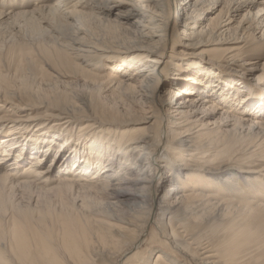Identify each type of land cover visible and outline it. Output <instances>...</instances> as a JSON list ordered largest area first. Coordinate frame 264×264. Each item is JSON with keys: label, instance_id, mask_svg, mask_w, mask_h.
<instances>
[{"label": "bare ground", "instance_id": "1", "mask_svg": "<svg viewBox=\"0 0 264 264\" xmlns=\"http://www.w3.org/2000/svg\"><path fill=\"white\" fill-rule=\"evenodd\" d=\"M49 1L9 12L0 9V28L15 24L29 28L36 39H41L36 41V47L43 58L53 61L57 69L81 74L90 84H105L121 94L138 92L141 86L148 93L150 109H156L148 112L104 109L93 98L80 94L62 96L55 90L56 93L48 94L47 104L73 113L87 112V118L83 119L91 124L72 132L70 139L75 143L71 153L69 142H63L61 148L62 151L66 148V152L48 168L41 167L45 154H31L21 173L16 171L21 153L10 152L19 139L28 137L22 132L27 126H10V121L0 117V135L4 132L6 135L0 140L5 146L0 155V264H179L176 258H169L163 252H157L155 261L150 263L156 250L142 246L146 237L148 242L154 240V231L147 236L148 227L154 223L158 235L189 263L242 264L239 256L242 245L251 241L257 245L262 239H258V228L264 226V200H260L262 194H257L258 187H264V168H254L255 162L250 161L256 139L264 143V62L240 59L249 66L253 87L245 78L225 81L219 74L210 72L209 66L201 65L206 54L201 47L208 44L211 48L208 53L226 54L237 60L244 46H250L251 52L264 48V0ZM93 10L106 11L115 17L104 20L94 12H86ZM209 13L211 16L206 19L204 16ZM85 18L103 23L108 35L114 38L119 36L118 31L129 30L121 24L123 18L127 21L135 18L133 24L137 29L134 36L129 33V37L117 38L116 45L97 42L84 25V28H80L82 24L78 26L79 19ZM62 21L70 27L75 24L74 28L85 39L65 40L55 29V23ZM23 39L14 47L18 51L16 57L20 58L21 73L36 66ZM12 53L13 50L9 52ZM109 54L127 56L121 57L119 63L106 64L107 72L101 74L100 63ZM205 58L207 64L213 61L212 57ZM197 65L201 67L196 71ZM256 71L260 74L255 76L252 73ZM139 80H142L140 84ZM223 85L230 86L231 91L228 89L226 93ZM10 86L11 82L1 75L0 111L12 99ZM172 93L184 102L170 100ZM253 96L257 97L255 101ZM185 104L193 109L207 107L231 120L232 128L221 136L235 139L229 144L233 148L237 146L248 159L244 167L236 165V157L227 160L218 153L224 149L220 150L223 139L211 133L188 141L199 132H193L199 126L186 117ZM57 114L63 112L59 110ZM137 124L145 125V131H126L125 127ZM34 126L35 134L44 133L46 126L38 123ZM107 126L105 131L103 128ZM110 127L116 128L114 133ZM122 127V131H117ZM91 139L90 144L82 147V162L73 158L74 164L66 163L80 148L78 144ZM145 150L151 157L143 164L147 171L141 181L149 193H132L140 202L130 211L120 208V212L112 215L99 211L97 201L107 199V204L114 206L113 200L121 198L116 192L108 194L111 179L124 176L127 180L135 164L134 154ZM177 162L181 164L179 167ZM57 163L60 165L55 168ZM161 184L167 187L165 191ZM49 185L52 186L46 189ZM17 189L25 191L18 198L13 194ZM32 189L52 193L55 207L47 204L41 207L39 197L33 200L29 195ZM26 192L29 194L25 195ZM89 199H96L97 203L92 205ZM24 201L27 203L22 207ZM75 204L77 209L73 210L71 205ZM77 210L81 215L75 214ZM47 216L54 218L49 226L41 220ZM33 217L38 218L39 224L30 223ZM213 250L219 258L212 254Z\"/></svg>", "mask_w": 264, "mask_h": 264}, {"label": "rangeland", "instance_id": "2", "mask_svg": "<svg viewBox=\"0 0 264 264\" xmlns=\"http://www.w3.org/2000/svg\"><path fill=\"white\" fill-rule=\"evenodd\" d=\"M23 1L22 0H0V9L4 10L6 12H9L10 10H17L18 8H22V7L32 8V6L35 7L37 4H39L43 0H23ZM49 2L54 3L55 0H50ZM217 11H215L214 13H216ZM86 12L87 13L94 12L93 14H96V15L98 14L99 17L101 19L103 18L104 20H112L115 17L114 15H111L106 11H98V10L94 11L93 10V11H86ZM174 13H175L174 7L171 5L172 17H174ZM210 16H211V13L205 15L204 17L206 19H208ZM123 19L124 20H122L123 22L121 24H123V26L129 30H126L128 32L122 31V33L118 31V33H119V34L117 33V35H119L117 37L118 39H120L122 36L123 37H125V36L129 37V33H131L130 36H134V35H132V34H134V29H137V26L133 24V21L136 20L135 18L133 20L131 19L128 21L125 20L127 18H123ZM67 20H69V19H67ZM85 20H86V22H85ZM70 22H71L70 24L73 25V21H70ZM205 23H207V20H206V22H204V24ZM79 24H82V27H80V28L85 27L88 30V33H90L92 35L93 39H96V41L98 40L97 42H104V43L106 42V43H110L112 45H116V43L118 42L117 38H114L111 35H108V32L106 31V29L104 28V26H102L103 23H100L96 20L94 21L90 18H85L84 20L79 19L78 26H81ZM42 25L45 26V24H42ZM55 25L56 26L58 25L57 28L55 26L56 31L58 33H60L63 36V38H65V40H67V41L68 40L83 41L81 39H85L83 37V35H81V33L79 34V32L76 30V28H74L75 24H74V27H70V26H67L62 21L58 24L55 23ZM83 25H84V27H83ZM6 26L7 25H4L2 28H0V48L2 50V52L0 53V76L4 75L7 78V80L11 82V86L9 87L10 89L8 88V90H9V92H12V99L10 100V103L6 105L7 109L4 108L0 111V117H2V119L6 120V121H10L11 122L10 126L16 125L17 128L18 127L22 128L23 126L26 125L27 128L23 127V128H25V129H23L25 131H22V132L25 134H28V137H25V139H23V138L19 139L18 142L16 143V145H14L12 147L13 149L10 152L11 154L13 153L14 155H16L17 151L19 150L18 152L21 153V155L17 161L18 164H16L17 165V167H16L17 172L21 173L23 166H25V165H27V163H29V161L31 159L30 157H32L31 154H34V153H38L39 155H42V156H44V154H45V156H44L45 161L41 167L42 168H48L50 165H52V163L54 164V162L57 160L58 156H60V154H62V152H64V153L66 152L65 151L66 148H64L63 151L61 148V147H63V142L64 143L69 142V144H70L69 151H70V153L72 152V150H70V148H72L74 146V143H75V140L70 139L72 136V132H76L78 129L85 128V127H87V125L91 124L90 121L83 119V117L87 118V112L86 113H73L72 110H69L66 108L55 107L52 104H50V105L47 104L46 100L50 99L49 95H52V94H50L51 92L56 93L55 90L59 91L58 92L59 94H63L62 96H65V94H67L69 96L74 95V94H80V95H82L88 99L93 98V100L98 102L102 106V108L105 106L104 109H106V108H118V109H123V110L129 109V110L139 111V112H141L143 110L148 112V111H152V109H156V108L150 109L152 104H149V99L147 98L148 93L145 91V89L141 88V86H139L140 88H139L138 92H133V93L130 92L129 94L126 92H125L126 94L125 93L124 94L116 93L115 91L112 90V88L110 86H106L105 84H101V83L100 84H94V83L90 84L91 81L89 79H85L84 77H82L81 74L70 73L69 71H67L65 69H61V70L57 69L55 67V64L53 61L50 60L51 62H49L48 59L43 58L40 55L39 50L37 49L39 47H36V45L38 44V43H36V41L40 42L41 39H39V40L36 39V36L34 37L31 34V31L29 30V28H24L22 25H17V24H15L13 26H8V27H6ZM19 37H21L20 38L21 40L24 38L23 40H25V41H22V42L26 43L28 48H30L32 58L36 62V66L33 67L32 70L25 69V70H23V73H21L19 71L18 65H19V59L20 58L16 57V55L18 54L17 53L18 51H16L17 47L14 50V47L17 46V42H21ZM123 37L121 39H123ZM44 40H46V38ZM62 41H64V39H62ZM45 45H47V44L45 43ZM239 46H241V45H239ZM168 47H169V44H168L167 48ZM175 48L177 49L179 47L176 45ZM10 49L13 50L12 54H9V52L12 51ZM210 49L211 48L209 47L208 44L201 47V50L203 52L204 51L206 52V54L204 56L207 58L212 57V60H213L211 62H208V64H209L208 65L206 62V58L204 57L203 58L204 63L201 64L204 68H207L209 66L211 68L210 72H214V73L219 74L221 78L225 79V81H228V80H233V81L236 80L237 81L239 79L244 81L246 79L245 81H248L251 84V87H253L252 85H255V83L252 82L253 78L251 76V71L248 68L249 66H246V64H244L245 62H242L240 59L247 60L249 58H253V59H256L258 62L262 63V62H264V48H262L261 50L251 52L250 50L252 48L250 46H248V45L244 46L243 47V53H241L240 56L237 57L238 60L237 59H231V58L227 57L226 54H222V53L221 54L223 56H217V54L214 55L215 53H213V54L208 53L207 50H210ZM124 56H127V55L109 54L106 57H104L102 59L103 62L100 63V66L102 67V71H100L101 74L107 72V65L106 64H110V63L112 64L115 61H117V63H119L121 60V57H124ZM112 57H114V59ZM117 57H119V58L117 59ZM110 58H112V59H110ZM80 65L83 66V68L85 66V64H83V63ZM200 67L201 66L197 65L195 70L197 71V68H200ZM200 73H201V70H200ZM252 74H254L255 76L259 75L260 71L253 72ZM141 81L142 80H139L138 84H140ZM213 81L214 80H212L210 82H213ZM225 83H228V82H225ZM220 85H222V84H220ZM218 87H220V86H218ZM186 88H189V87H186ZM224 88H225L226 93H228V89H229V92L232 89V88H230V86H224ZM178 97H180V96H175V94L173 96V93H172L170 95L169 99L173 100L174 102L175 101L184 102L182 99H178ZM253 98H254V101L257 99L256 96H253ZM137 99H139L138 102H137ZM140 99H141V101H140ZM205 99H208V98H205ZM253 104L255 105L254 102H253ZM206 108L207 107H204V108L200 107L197 109H193L190 107V104H185V108L183 110L188 112L186 117L190 118V121H195L196 125L199 126V128H197L193 131V132H195V131H199V132L197 134L191 136L188 139V141H190V139H192V140L200 139L202 134L207 135L208 133L209 134L211 133L212 135H215V137H218L219 139H223L222 140L223 142H221V144H220L221 145L220 150L223 148L224 149L220 151L219 147H218V151H220L218 153L222 157L224 156L225 158H227V160H230V159H233L234 157H236L239 161V163L237 161L236 165L239 166L240 164H242V166L244 167L246 165V162L248 159H246L244 157V153L239 151L240 149L237 146L234 147L236 149L235 150L233 148V146L231 144H229L231 141H233L235 139H232V137H230V136H225L226 135L225 133L232 128V126H231L232 122H230L231 120L226 118V117L224 118V116H221L220 112L216 113L215 111L209 110L208 108L206 110ZM59 110H61V112H63V114L58 115L57 112ZM190 111L192 113H189ZM160 113H161V111H160ZM177 118L178 117H176V119ZM183 120L184 119H182V121ZM37 123L42 125V126H46L45 131H43L44 133L40 132V133L35 134L34 130L37 129V127L35 128L34 125H37ZM47 123H48V125H47ZM54 125H56V127H54ZM182 125H184V124H182ZM200 125L202 128L200 127ZM39 127H41V126H39ZM108 127L109 126L104 127L103 129L105 131H107L106 129H108ZM144 127H145V125H143V124L142 125L137 124V125H133V126H127V127H125V129H126V131L127 130H129V131L139 130L140 132H144L145 131ZM12 128L13 127H11V129ZM63 128H65V130H66V131L64 130L65 132L62 130ZM110 128H111L110 129L111 132L114 133L116 128L115 127H110ZM123 129L124 128L122 127L117 131H122ZM199 129H202V130H199ZM46 131H47V133L45 134ZM216 132H218V135H216ZM57 133H60V134H57ZM221 134H225L224 135L225 139L222 138ZM4 136H6L5 132H4V134L0 135V137H1L0 140H2L4 138ZM31 138H33V139H31ZM226 139H228V140H226ZM258 139H256L257 144L255 143L254 144L255 146L253 145V147L255 149L252 148L250 150V152H252L251 155H254L253 157H251L250 161L253 163L255 162L254 164L251 163V164H253L254 168L261 170L262 168H264V161H263L264 160V150H263L264 143L261 144L258 141ZM65 140H67V141H65ZM224 141H226L228 143H226V142L224 143ZM91 142H92V139L90 141L89 140H83L82 144H78V146H80V148H77V151H74L72 153V155L68 157V159L66 160L67 161L66 163H68L69 165L74 164L73 158H78L82 162L83 161L82 155H84L82 153L83 152L82 147L84 144L87 145V144H90ZM3 146H4V144L0 143V148H1L0 149V155L3 154L2 153V151L4 150V149H2ZM258 147H260V149ZM232 148H233V150H232ZM145 151H147V150H145ZM145 151H143L141 153L136 152L134 154V157L132 158V162L135 159L133 162L135 164L132 166V171H130L129 174L126 176L127 180H124V178H125L124 176L117 178L118 180H116V176H114L115 177L114 179H111V186L108 190V194L116 192L118 195H121V198L116 199V201L113 200V202H116L114 204V206L108 205L107 199H105L106 201L105 200L97 201V202H100L96 206L99 211L105 212L106 214H109V215L120 212V208H123L124 211H130L131 209H134V204L140 202V199L137 198V196H132V193H137V195H147L149 193L148 190L144 189L145 184L141 181V177L147 171V168H144L143 164H144L145 160L147 158H149V156H150L147 154L148 151L147 152H145ZM231 151L234 153L231 154L232 153ZM259 153H260V156L258 155ZM255 155H257V156H255ZM183 157H186V155H183ZM242 158H245V160H243ZM252 158H255L256 160L252 159ZM13 159H14V157H13ZM86 163H87V161H86ZM128 163H130V162H128ZM58 164L59 163H57L55 168H58L57 167ZM243 164H245V165H243ZM179 165H181V164H179V162H177L176 166L179 167ZM54 174H55V172H54ZM150 175H152V173ZM257 175L258 174L254 175V176L256 177ZM161 181H162V179L160 178L159 182L161 183ZM253 183H255V182H253ZM51 186L52 185H49L48 187H46V189L51 187ZM161 187H163V188H161L163 191H165L167 188L165 186V184H161ZM258 188H260V189H257V194L258 195L262 194L263 197L260 198V200H264V187L259 186ZM21 191H23V190L17 189L14 191L13 194L16 195V197H17L18 195L21 194ZM31 191H33V192L30 194L28 192H26L24 194L25 195L29 194L33 198V200H34V198L37 199V197H39L38 201H39V204L41 207H44L46 204L50 205V206L53 205L52 208L55 207V197L52 195V193H47L45 191L40 192L39 189H32ZM23 192H25V191H23ZM25 195H24V197H26ZM24 199L26 200V198H24ZM92 200L93 201H91L89 199L88 203H91L92 205L97 203L96 199H92ZM69 202L70 203L73 202L72 198L69 199ZM105 202H106V204H105ZM25 203H27V202L24 201L21 204V206L22 207L24 205L26 206ZM78 204H75L73 206L71 205V207H73V210L77 209L76 206ZM77 211H78V213H76ZM77 211H75V214L81 215L80 211L79 210H77ZM45 219H46V222H45ZM41 220H43V222L46 224V226H49V225L53 224V222H54V218H48V216L46 218L44 217ZM32 222L34 224H32ZM38 222H39L38 218L36 219L35 217H33V219L30 221V223L33 226H35V224H39ZM40 222H42V221H40ZM253 226H254V224H253ZM153 231L156 233L153 235L154 240L152 242H148V238L146 237V240L142 246V248H145V249L147 248L146 246H150L151 251H152V249L156 250V251H154V253L150 257V263L151 262L153 263L155 261L157 252H159V253L163 252L169 258H171V256L176 258V260L179 264H182V263L183 264H192V263H189L188 260L187 261L185 260V257L183 256V254H181L179 251L171 248L170 245L168 244V242H166L164 239H162L158 235V232L156 231V223H154L153 225L148 227L147 236H149V234H151ZM258 234L260 236V237H258V239L259 238H262V239H259V243L257 245H256V242L252 243V241H251V243H246V244L242 245V248L240 249V252H239V256L242 259V264H264V226L263 225L258 228ZM156 239H159V242L156 241ZM160 241H162L164 243V245ZM164 246H166V247H164ZM215 249H217V248H215ZM146 253L147 252H145L144 255H146ZM212 254L215 255L216 258H219V256L216 254L215 250H213Z\"/></svg>", "mask_w": 264, "mask_h": 264}]
</instances>
